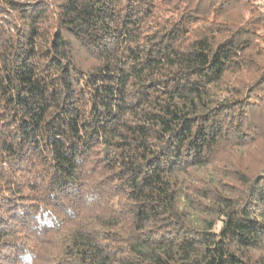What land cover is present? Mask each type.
I'll return each mask as SVG.
<instances>
[{"label": "trees", "instance_id": "1", "mask_svg": "<svg viewBox=\"0 0 264 264\" xmlns=\"http://www.w3.org/2000/svg\"><path fill=\"white\" fill-rule=\"evenodd\" d=\"M262 140L261 0H0V264H264Z\"/></svg>", "mask_w": 264, "mask_h": 264}, {"label": "rangeland", "instance_id": "2", "mask_svg": "<svg viewBox=\"0 0 264 264\" xmlns=\"http://www.w3.org/2000/svg\"><path fill=\"white\" fill-rule=\"evenodd\" d=\"M264 5V0H261ZM261 153L255 155L247 149L242 150L239 153H227L224 158L226 166L230 169H244L245 171H252L260 167L261 163L264 161V140L260 141ZM260 164V165H259ZM264 253V249L261 250ZM260 251V253H261Z\"/></svg>", "mask_w": 264, "mask_h": 264}]
</instances>
